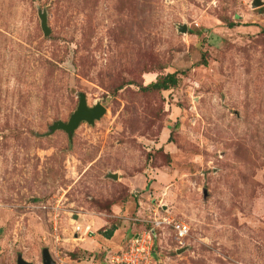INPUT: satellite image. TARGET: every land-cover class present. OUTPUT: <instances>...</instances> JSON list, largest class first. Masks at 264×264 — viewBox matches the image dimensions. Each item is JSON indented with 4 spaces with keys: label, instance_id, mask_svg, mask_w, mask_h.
Returning a JSON list of instances; mask_svg holds the SVG:
<instances>
[{
    "label": "rangeland",
    "instance_id": "obj_1",
    "mask_svg": "<svg viewBox=\"0 0 264 264\" xmlns=\"http://www.w3.org/2000/svg\"><path fill=\"white\" fill-rule=\"evenodd\" d=\"M261 1L0 0V264H42L45 247L102 264L161 214L189 226L156 229L161 264H264ZM172 73L174 87L144 88ZM80 92L105 113L47 134Z\"/></svg>",
    "mask_w": 264,
    "mask_h": 264
},
{
    "label": "built area",
    "instance_id": "obj_2",
    "mask_svg": "<svg viewBox=\"0 0 264 264\" xmlns=\"http://www.w3.org/2000/svg\"><path fill=\"white\" fill-rule=\"evenodd\" d=\"M51 209L49 220L50 234L54 243L57 244L68 238L62 237L63 232L59 222V205L56 204ZM142 222L150 224V228H143L135 232L127 240V244L123 248H104L102 264H161L155 246V230H171L179 239L185 237L189 232V226L184 221L176 220L167 214L142 219ZM88 227H84L81 231L80 225L76 224L72 232L73 240L80 241L83 239L81 233L87 236L92 234V230Z\"/></svg>",
    "mask_w": 264,
    "mask_h": 264
},
{
    "label": "water",
    "instance_id": "obj_3",
    "mask_svg": "<svg viewBox=\"0 0 264 264\" xmlns=\"http://www.w3.org/2000/svg\"><path fill=\"white\" fill-rule=\"evenodd\" d=\"M262 5L261 0H252V7H258ZM41 19V28L44 35H48L50 30L47 25L46 16L44 13L40 15ZM186 26H180V31L185 32ZM105 113V108L102 104L96 103L93 106H88L86 101V96L84 93H78V104L75 111L70 115L66 122L62 120H56L49 126V133L54 132L55 130H63L69 139H71L74 130L79 126L83 121L88 124H93L96 119H99ZM111 177L117 178L116 174H110ZM76 218V216L74 217ZM42 264H57L56 261L51 256L49 249L47 247L42 249L41 253ZM16 264H32L21 256L17 255Z\"/></svg>",
    "mask_w": 264,
    "mask_h": 264
},
{
    "label": "trees",
    "instance_id": "obj_4",
    "mask_svg": "<svg viewBox=\"0 0 264 264\" xmlns=\"http://www.w3.org/2000/svg\"><path fill=\"white\" fill-rule=\"evenodd\" d=\"M235 26V23L233 22H229L227 23V27L228 28H232ZM203 64L205 63L204 60H202ZM177 84V78H176V74L172 73V74H166L165 76L158 78L157 80H155L154 82H150L147 86H145L144 88L146 89H160V90H166L169 88L174 87ZM143 228H150V224H146V223H142V225L140 226V228L138 230H135L134 232L131 233L130 237L135 233L140 231ZM116 228L112 227L109 231H107L103 236L105 239H111V237L113 236V232L115 231ZM155 232H157L155 230ZM124 243V242H123ZM122 243V244H123ZM127 244V241H126ZM122 247V246H121ZM110 248V247H109ZM115 249V248H114Z\"/></svg>",
    "mask_w": 264,
    "mask_h": 264
},
{
    "label": "crops",
    "instance_id": "obj_5",
    "mask_svg": "<svg viewBox=\"0 0 264 264\" xmlns=\"http://www.w3.org/2000/svg\"><path fill=\"white\" fill-rule=\"evenodd\" d=\"M79 225H80V224H79ZM80 227H81V231H82L84 228H82V226H81V225H80ZM81 234H82V235H81V236H82V238H84V239H85V238H88V236H87V235H84L83 233H81ZM83 236H85V237H83ZM111 238H112V237H111ZM84 239H83V240H84ZM88 239H89V238H88ZM113 239H114L115 241H117V240H116V237L112 238V241H113Z\"/></svg>",
    "mask_w": 264,
    "mask_h": 264
},
{
    "label": "bare ground",
    "instance_id": "obj_6",
    "mask_svg": "<svg viewBox=\"0 0 264 264\" xmlns=\"http://www.w3.org/2000/svg\"><path fill=\"white\" fill-rule=\"evenodd\" d=\"M90 229V226L88 227ZM81 241V240H80Z\"/></svg>",
    "mask_w": 264,
    "mask_h": 264
}]
</instances>
